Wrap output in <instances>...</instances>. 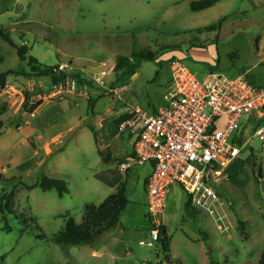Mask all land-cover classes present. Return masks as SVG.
I'll return each mask as SVG.
<instances>
[{"label": "rangeland", "instance_id": "obj_1", "mask_svg": "<svg viewBox=\"0 0 264 264\" xmlns=\"http://www.w3.org/2000/svg\"><path fill=\"white\" fill-rule=\"evenodd\" d=\"M196 1L0 0V29L26 46L27 57L45 66L70 64L72 75L92 85H83L84 94L71 95L65 87L61 95L49 97L55 87L47 79L26 76L27 62L0 39V76L5 79L0 89V195L12 192L14 210L24 217L7 215L11 231L5 232L0 215V264H257L264 252V140L253 138L241 162L232 164L214 187L226 233L202 212L185 210L187 196L179 185L169 188L161 217L169 262L159 242L156 249L138 244L149 240L143 181L151 167L129 158L124 160L129 170L115 172L117 155L130 154L134 140L115 124L127 116L126 103L148 112L163 105V82L172 83L170 62H181L199 80L210 72L244 75L264 87V0H222L192 12L189 5ZM223 19L216 44L217 33L198 32ZM149 50L156 61H140L127 76L113 70L103 79V86L117 95L91 80L93 74L114 69L117 57L135 62L132 54ZM38 94L47 97L30 116L23 106L29 107V100L36 104ZM124 96L129 98L121 101ZM248 120L243 117L241 124ZM251 127H246L247 139ZM109 152L114 159L104 162L99 153ZM42 176L64 181L68 193L59 198L55 190L30 189ZM119 183L125 184L128 205L115 227L87 246L65 249L52 242L67 215L80 223L86 206L100 205ZM40 233L44 239L37 238Z\"/></svg>", "mask_w": 264, "mask_h": 264}, {"label": "built area", "instance_id": "obj_2", "mask_svg": "<svg viewBox=\"0 0 264 264\" xmlns=\"http://www.w3.org/2000/svg\"><path fill=\"white\" fill-rule=\"evenodd\" d=\"M169 68L172 83L163 94V105L151 112L137 107L128 109V115L117 124L119 132L125 131L134 138L133 161L151 165L145 183L149 240L138 244L155 249L165 233L161 217L169 188L174 184L185 192L195 210L212 220L217 231L226 233L229 227L226 216L217 214L221 202L214 187L232 164L241 162L242 151L253 138L264 140L263 86L251 84L244 75L226 77L216 72L199 80L178 61L170 62ZM70 71V64L57 66L55 72L67 76L49 97L61 95L65 87L71 95L84 94L83 86L70 76ZM112 71L102 70L91 75V80L105 89L102 81ZM116 91L107 88L109 94ZM46 97L38 94L37 103ZM29 102L33 105L32 100ZM243 117H249L245 125L241 124ZM251 123L248 132L252 136L247 139L245 131ZM129 168L125 162L115 165L119 173Z\"/></svg>", "mask_w": 264, "mask_h": 264}, {"label": "trees", "instance_id": "obj_3", "mask_svg": "<svg viewBox=\"0 0 264 264\" xmlns=\"http://www.w3.org/2000/svg\"><path fill=\"white\" fill-rule=\"evenodd\" d=\"M95 1H104V0H95ZM222 0H200L196 2L190 3V10L192 12H201L207 10L218 2ZM225 19L219 21L217 24L208 26L204 29H199L198 32H211L217 33L215 36V44L219 38V31ZM0 39L5 41L11 47L16 49L17 57L19 61H26L27 65L30 67L29 73L26 75L28 77H33L37 79H47L50 84L55 87L63 84L67 75L65 74H57L55 69L58 65L54 66H45L40 64L35 58L27 57L26 52L27 48L24 45H17L14 41L9 37L8 33H6L3 29H0ZM202 46H199L201 48ZM132 58L136 61L132 62L129 58L125 56H119L116 58L114 71L120 72L122 76H127L133 73L139 66L140 61H156V53L152 51H142L138 54H132ZM9 74V73H8ZM71 77H75L79 81L80 86H89L92 85L88 83L86 80L82 79L77 75H70ZM5 85L4 76H0V89H2ZM42 103H36L27 107L23 106L25 113L32 114L37 108H39ZM89 108H91L92 103L89 104ZM4 126V122L1 119L0 114V132ZM85 126V125H84ZM91 132L94 133V129L90 127ZM130 136V135H129ZM95 144H100L96 136H94ZM101 159L104 162L112 161V157L110 155L103 156V154L99 153ZM131 159L132 161L135 159L133 152H131L127 159ZM125 159L117 160L116 163L124 162ZM116 172V171H115ZM146 180L144 181L145 186ZM38 188L42 192H47L51 190H55L58 197L62 198L65 194L68 193L67 184L56 178H49L42 176L37 183L32 185L30 189ZM128 205V199L126 197L125 184L119 183L116 186V191L108 196L100 205L95 206L93 204L86 206L84 209L81 222L75 223V221L70 217L66 216L65 224L62 230L55 233L51 240L52 242L61 247V248H71V247H81L90 245L97 236L101 233L115 227L119 221V215L124 211L126 206ZM185 210H189L194 212V208L191 206L190 201L187 198L185 202ZM0 215L2 219L5 221V225L2 228L5 232H10L11 228L7 224V215H14L16 219L23 220V216H18L16 211L14 210V202H13V193L12 192H3L0 195ZM29 222H33V219H27ZM28 221H23L24 224ZM165 230V229H164ZM240 230L244 232L243 223L240 224ZM40 231V230H39ZM37 238L44 239L45 235L40 233ZM159 246L163 252L164 258L167 262L170 261L169 255V240L166 236V233H162V238L159 240ZM257 264H264V252L261 254V257Z\"/></svg>", "mask_w": 264, "mask_h": 264}, {"label": "crops", "instance_id": "obj_4", "mask_svg": "<svg viewBox=\"0 0 264 264\" xmlns=\"http://www.w3.org/2000/svg\"><path fill=\"white\" fill-rule=\"evenodd\" d=\"M215 49H217V45H215ZM209 74V73H208ZM207 76V75H206ZM164 84H165V86H164V91L166 90V89H168V87L170 86V84H166V82L164 81L163 82ZM121 91V90H120ZM127 98H129V97H127V96H124V97H122V98H120V100L121 101H125V99H127ZM126 108H127V111H128V109H131V108H135L134 106H130L128 103H126ZM137 107V106H136ZM137 108H140V107H137ZM142 109V108H141ZM144 110V109H143ZM153 110H154V108H153ZM36 111V110H35ZM35 111H34V113H35ZM128 115V114H127ZM122 121V120H121ZM121 121H119V122H121ZM119 122H117L116 124H115V127L117 128V124L119 123ZM19 128V127H18ZM118 130V129H117ZM48 151V150H47ZM111 152V151H110ZM109 152V154H107V155H110L111 157H112V159H114V157H113V155H112V153H110ZM118 152V151H117ZM116 151H115V155H117L118 153H117ZM131 152H132V148H131ZM106 155V156H107ZM103 156H105L104 154H103ZM127 156V157H126ZM128 156H129V154L127 155V154H125V156H120L119 154L117 155V157H116V159H127L128 158ZM126 157V158H125ZM147 164H149V163H147ZM143 165V164H142ZM149 166L151 167V165L149 164ZM150 174V173H149ZM149 176V175H148ZM147 178H145L144 179V181L146 180ZM144 181H143V183H144ZM165 233H166V231H165Z\"/></svg>", "mask_w": 264, "mask_h": 264}]
</instances>
